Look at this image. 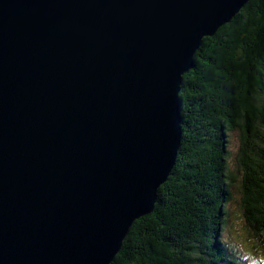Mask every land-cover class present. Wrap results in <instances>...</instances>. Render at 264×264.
I'll use <instances>...</instances> for the list:
<instances>
[{
	"label": "water",
	"instance_id": "95a60500",
	"mask_svg": "<svg viewBox=\"0 0 264 264\" xmlns=\"http://www.w3.org/2000/svg\"><path fill=\"white\" fill-rule=\"evenodd\" d=\"M250 0H0V264H111L182 139L183 76Z\"/></svg>",
	"mask_w": 264,
	"mask_h": 264
},
{
	"label": "trees",
	"instance_id": "16d2710c",
	"mask_svg": "<svg viewBox=\"0 0 264 264\" xmlns=\"http://www.w3.org/2000/svg\"><path fill=\"white\" fill-rule=\"evenodd\" d=\"M194 64L179 93L174 169L153 213L134 222L111 264H253L229 246L232 203L264 251V0H250L204 38Z\"/></svg>",
	"mask_w": 264,
	"mask_h": 264
},
{
	"label": "rangeland",
	"instance_id": "374dc122",
	"mask_svg": "<svg viewBox=\"0 0 264 264\" xmlns=\"http://www.w3.org/2000/svg\"><path fill=\"white\" fill-rule=\"evenodd\" d=\"M229 150L232 153L231 158L229 159V167L231 171L235 173L236 164H235V153L237 150L238 142L237 136L235 134L230 135L229 139ZM240 179V177H238ZM234 194L236 196L235 201L238 198L239 194H237V190L234 189ZM238 204L232 203L230 205V212L232 213L231 219L232 224L230 227L231 233L229 235V246L233 250V255L238 256L239 258H245L246 262L252 261L253 264H260V262L264 263V251L260 249L259 243L255 241L250 235H247L244 230L245 221L240 214V211H237Z\"/></svg>",
	"mask_w": 264,
	"mask_h": 264
},
{
	"label": "clouds",
	"instance_id": "9594fccd",
	"mask_svg": "<svg viewBox=\"0 0 264 264\" xmlns=\"http://www.w3.org/2000/svg\"><path fill=\"white\" fill-rule=\"evenodd\" d=\"M242 259V258H241ZM242 260H245V258H243ZM246 261V260H245ZM260 264H264L263 262H260Z\"/></svg>",
	"mask_w": 264,
	"mask_h": 264
}]
</instances>
